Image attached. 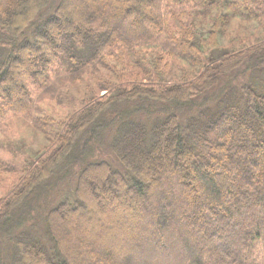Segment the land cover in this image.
Masks as SVG:
<instances>
[{
    "label": "trees",
    "instance_id": "16d2710c",
    "mask_svg": "<svg viewBox=\"0 0 264 264\" xmlns=\"http://www.w3.org/2000/svg\"><path fill=\"white\" fill-rule=\"evenodd\" d=\"M218 4L0 0V129L20 116L41 131L52 122L55 137L0 211V264H110L112 256L117 264L137 263L135 253L155 250L146 264H159L165 251L184 264H264V42L224 45L223 17L200 35L201 17ZM222 46L229 51L218 55ZM143 49L154 62L132 69ZM108 57L127 58L120 68L133 75L110 72ZM176 60L186 64L187 77L163 83L160 75ZM60 63L68 65L65 74L56 73ZM100 68L109 74L101 95L89 79ZM81 83L83 95L66 102L64 94ZM46 101L66 104L69 114L61 122L41 119ZM68 180V191L55 196ZM120 192L135 204L133 215L127 204L111 207L125 212L119 223L128 218L132 252H115L104 229L75 239L73 256L64 252L62 219H73L87 198ZM141 210L140 225L132 224Z\"/></svg>",
    "mask_w": 264,
    "mask_h": 264
},
{
    "label": "rangeland",
    "instance_id": "374dc122",
    "mask_svg": "<svg viewBox=\"0 0 264 264\" xmlns=\"http://www.w3.org/2000/svg\"><path fill=\"white\" fill-rule=\"evenodd\" d=\"M218 1V7L214 8L210 15L204 17V19L203 16L201 17V26L197 29L200 35L207 36L208 30L213 26V24L219 22L220 18L223 17L227 19V33L222 39L224 45L234 43L236 38L241 39L244 45L250 46L264 42V0ZM226 9H233V11H235V13L237 11L238 14H236L235 17H231ZM242 9L253 10V16L250 17L247 10L243 12ZM140 19L145 21L143 14ZM118 28L121 27L118 25ZM145 34L146 32H143V35ZM228 51L227 47L222 46L218 55H223ZM137 55V64L133 62L130 63L132 69L149 68L151 62H154V57H152L154 56V53L149 49H143ZM124 59L127 58H106V64L112 69L110 72L116 74L117 76L123 73L133 75L131 70L126 72L122 71L120 68V63ZM172 65H174V68L170 73L160 75V80L163 83H170L173 79L180 81L182 77H187L185 74L186 64L176 60L172 61ZM164 66L165 62H163L161 67L164 68ZM66 69H68V65L60 63L56 69V73L65 74ZM69 72L70 71L68 70L67 73ZM129 75L126 79L129 78ZM108 76V71L100 68L99 71H93L89 77V79L93 80L92 88L100 95L103 93H101L99 89ZM97 80L99 81L96 84ZM85 86V83H81L78 87L74 86L70 88L64 94L65 101L73 103L77 96L80 97L83 95L85 92ZM17 100L19 102L23 101L22 98H17ZM68 114L69 109L66 108V104L65 106H61L56 102L46 101L40 105V113L38 115L42 117L41 119H46L48 121L54 119L56 122H61ZM0 130V211H2L6 207L10 206L11 197L19 188L20 183L25 176L24 171L32 169L33 166L31 164L37 162L43 157V154L45 155L46 152L50 151L52 147L51 141H53L55 137H51L54 130L52 122L49 123L48 127H45L41 131L40 128L35 127L33 124L20 116H11L8 118L5 125L3 124ZM148 171H153V166H149ZM70 184L71 181L69 180L63 184H59L56 188L55 196H60V194L66 193L71 187ZM111 193H114V190H111ZM126 194L127 195L124 196V193L122 192L118 198H111L109 196L104 197L98 193L93 199L87 198L85 206H83L81 210L76 211L73 219L70 215L65 216L64 219H62L63 222L60 226V231L65 235L67 240L64 246V252L70 253V256H73L77 253V251L75 252L73 249L76 245V243H74L75 239L82 238L88 240L89 238L96 236L98 230L101 229H104L112 234L114 240L112 245L114 244L115 252L122 247H124L126 252H132L134 249L133 245L135 244V238H132L134 237V233H132L130 224H128V218L126 217L123 223H119V221H122L123 217L126 216L125 212H122V210H111L112 204H115L113 202H116V205L120 206V208L122 207V209L126 208L127 204V211H129L130 215H133L131 213H134L135 204H132L131 202L132 194L129 192ZM126 196L128 201L125 200ZM160 205L162 206L164 204L161 203ZM144 207H147L146 209H148L149 206L145 205ZM143 213L144 212H142V210L139 211L137 216H134V218L131 219V223L139 226L140 222L139 220L137 221V217L141 218ZM117 215L121 216L120 220H117L119 218L115 219ZM74 221H78L77 229H75L73 225ZM107 222L114 225L113 229L106 227L105 224H107ZM29 223L38 230L45 228L47 231L49 230L47 226L38 225L33 220ZM159 234L161 233L159 232ZM206 238L207 235L204 236V239ZM164 247L168 246L164 244ZM175 252L176 250L174 253ZM90 253L98 254L101 260L105 261L106 255L99 252L97 249H90ZM145 253L147 254L146 256L141 253L134 254L136 260L138 261L137 263L125 260L120 264H146L144 260L148 261L154 259L155 256H157L158 251L155 250ZM167 253L170 254V252L165 251V254L168 257L166 259H162L159 264H184L182 261H178L175 256L171 257V255H168ZM112 258H109L107 262L110 264H117L116 261L114 262V259L112 260Z\"/></svg>",
    "mask_w": 264,
    "mask_h": 264
}]
</instances>
